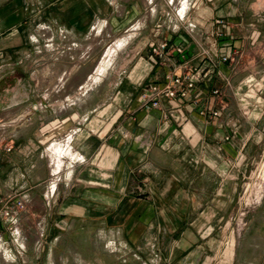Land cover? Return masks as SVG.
Returning <instances> with one entry per match:
<instances>
[{"label":"crops","instance_id":"1","mask_svg":"<svg viewBox=\"0 0 264 264\" xmlns=\"http://www.w3.org/2000/svg\"><path fill=\"white\" fill-rule=\"evenodd\" d=\"M209 1L215 4L212 18L237 20L239 0ZM139 10L134 0H0V198L45 195L47 177L36 179L28 167L45 158L48 143L51 148L70 139L65 192L50 223L51 264L64 235L94 245L105 262L128 245L137 250L148 245L157 248L164 264H264V201L248 215L241 236L231 229L240 176L264 151V125L232 117L227 107L233 98L223 91L232 87L236 71L253 60L247 37L235 36L231 60L222 63L216 57L212 77L180 110L165 99L159 109L142 108L145 85L161 82L169 72H184L181 62L166 54L156 56L155 64L149 50L121 77L113 101L93 113L76 112L67 93L24 91L44 83L42 66L48 64L41 60L50 59L56 68L47 82L55 83L65 70L69 76L83 71L86 60L75 68L72 54L83 52L94 28L128 26L139 18ZM127 42L116 41L115 58ZM201 49L191 51L195 67L202 65ZM105 70H96L88 87ZM216 88L221 96L213 95ZM88 99L82 95V105ZM212 111L220 116L212 118Z\"/></svg>","mask_w":264,"mask_h":264},{"label":"rangeland","instance_id":"2","mask_svg":"<svg viewBox=\"0 0 264 264\" xmlns=\"http://www.w3.org/2000/svg\"><path fill=\"white\" fill-rule=\"evenodd\" d=\"M134 1H138L140 9L139 18L136 21L116 30L101 24L94 28L95 30L84 42L83 52L72 54L71 61L75 63L73 64L75 68L81 59L86 60L87 65L83 71L80 70L79 73L69 76V72L65 70L60 72L59 77L54 78L55 83L47 82L46 78L50 80L51 71L55 72L56 68L52 67L53 63L50 59L41 60V64H48L47 67L42 66L44 69H42L40 77L44 83L27 85L24 91L49 95L67 93L72 95L70 100L76 104L74 107L76 112L90 110L93 113L113 101L114 95L121 88V77L128 71L132 63L143 57V52L149 50L150 46L157 41H174L180 35L196 50V54H199V48L208 51L216 64L217 60L214 59L215 55L212 54L211 49L217 50L220 54L226 53L228 50L225 46L228 40L234 43L235 36L247 37L249 49L252 50L250 57L253 60L249 61L246 67L243 64L240 65L243 67L236 71L237 75L234 77L232 87L228 86L227 90L224 88L223 91L233 98L232 104L227 107L228 113L233 112L234 116L232 117L242 124L247 123L248 119L253 120V124L256 122L264 125V0H239L235 6L238 9L237 20L212 18L215 4L209 0ZM218 19L225 20L228 24L227 31L219 30L215 23ZM220 33H223L222 36H219ZM125 38H128L127 44L119 51L108 68L104 69L105 72L98 82L92 86L94 83L92 81L91 87H88V80L96 77L95 71L97 70L99 73L104 68L109 51L115 46L116 41ZM200 58H202L201 55L196 57L197 60ZM259 60L262 62L259 63ZM67 69L69 70V68ZM67 78L70 83H65ZM82 95L89 97L84 105L80 101ZM43 103H54L59 107L68 104L67 101H44ZM258 135L257 132L256 136L258 137ZM65 143L56 144L60 146ZM50 146L51 143H48L43 150L45 153L43 160L35 159L36 163L33 167H28V173L33 172L32 175L36 179L47 177L43 192L45 195L30 198L22 193H14L8 197L0 198L3 200L2 207H11L19 200L25 203V208L15 215V221L4 219L2 222L0 264H51L50 223L56 219L54 206L57 200L61 203L62 193L65 192V184L68 179L66 168L70 161L65 159V156L68 155L63 156L62 153L58 157L56 176L54 173L52 176L54 162L52 164ZM68 152L72 156L69 149ZM48 167H51L50 170ZM17 176L18 174H15V177ZM53 182L56 183V188L51 193ZM239 183L240 188L235 200V214L231 228L236 236H241L247 228V218L253 208L264 201V151L260 158L243 171ZM52 208L53 213L51 212ZM45 217L46 223L42 225L41 220ZM3 224L5 225L4 229ZM62 234L64 233L62 232ZM127 248V250L123 249L121 254L118 253L117 258L108 255L105 262V260H100L94 245L89 246L82 241H73L64 235L59 241L55 264H164V259L157 248L153 249L148 245H141L138 250L129 245Z\"/></svg>","mask_w":264,"mask_h":264},{"label":"built area","instance_id":"3","mask_svg":"<svg viewBox=\"0 0 264 264\" xmlns=\"http://www.w3.org/2000/svg\"><path fill=\"white\" fill-rule=\"evenodd\" d=\"M220 31L228 30V24L223 19H218L215 21ZM220 33L219 36H222ZM226 49L228 52L220 54L218 51L215 54V58H219L222 63L228 62L232 58L233 54V44H226ZM193 50L190 43H188L183 37H179L177 40H162L157 41L152 44L149 48V52L154 57L155 64L157 63L156 56L161 54H166L167 56H174L177 58L182 65L183 73L175 74L174 72H169L164 75L161 82L152 80L149 84L145 85L141 93L142 108L146 111H152L159 109L161 107L162 100H169L176 102V106L173 107L175 110H180L185 105L186 100H188L192 94L196 91L197 86L202 84L205 79L211 78V69L214 68L213 56L206 50L202 51L204 68L195 67L192 64L191 51ZM214 96H221V90L216 88L212 91ZM197 95V94H196ZM198 101H196L197 103ZM206 114V108H202L201 115ZM219 111H212L211 117H219ZM229 140V138H226ZM3 200H0V228L2 227V222L15 221V215L19 214L21 209L25 208V203L19 200L17 204L11 207H2Z\"/></svg>","mask_w":264,"mask_h":264},{"label":"bare ground","instance_id":"4","mask_svg":"<svg viewBox=\"0 0 264 264\" xmlns=\"http://www.w3.org/2000/svg\"><path fill=\"white\" fill-rule=\"evenodd\" d=\"M119 48H120V44H117L109 51L108 57L106 58V61H105L106 64H105L104 68L101 69L100 72H103L105 67L108 66V64L115 58V54H116V52H117V50ZM70 141L71 140L69 139V140L66 141V143L64 145H60V146L58 144L54 143V145L50 148V156H51V158H52V160L54 162V168H53L54 176H56V173L58 171V164H57L58 163V157L62 153H63V156H65V154H66V155L71 157V155L69 154L70 152L67 153ZM52 185H53L54 188L56 187V183L55 182H53Z\"/></svg>","mask_w":264,"mask_h":264}]
</instances>
